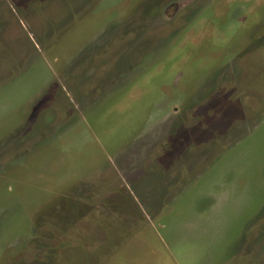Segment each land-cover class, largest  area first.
Instances as JSON below:
<instances>
[{
  "label": "rangeland",
  "instance_id": "374dc122",
  "mask_svg": "<svg viewBox=\"0 0 264 264\" xmlns=\"http://www.w3.org/2000/svg\"><path fill=\"white\" fill-rule=\"evenodd\" d=\"M0 264H264V0H0Z\"/></svg>",
  "mask_w": 264,
  "mask_h": 264
}]
</instances>
